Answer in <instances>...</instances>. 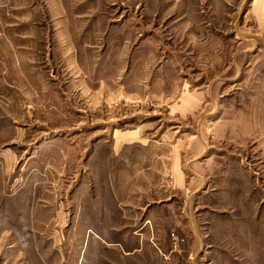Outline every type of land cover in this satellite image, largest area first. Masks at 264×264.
Here are the masks:
<instances>
[{
    "label": "rangeland",
    "instance_id": "374dc122",
    "mask_svg": "<svg viewBox=\"0 0 264 264\" xmlns=\"http://www.w3.org/2000/svg\"><path fill=\"white\" fill-rule=\"evenodd\" d=\"M44 1L0 0V264H264V0ZM123 196L163 260L92 241Z\"/></svg>",
    "mask_w": 264,
    "mask_h": 264
},
{
    "label": "crops",
    "instance_id": "0c3cea01",
    "mask_svg": "<svg viewBox=\"0 0 264 264\" xmlns=\"http://www.w3.org/2000/svg\"><path fill=\"white\" fill-rule=\"evenodd\" d=\"M20 2L22 0H19ZM59 4L62 5V1L61 0H56ZM45 3V7L46 4L48 3L47 0L44 1ZM27 5H14V8L12 7V13L14 14H18L19 12H21L20 16H22L23 14L26 15L27 11L26 9H28V12L31 9V5L28 6V8H26ZM70 22H68L67 24L69 25ZM70 28V27H67ZM70 31L68 32V36H69V41L71 43V36H70ZM35 37V35H25V39L28 38H33ZM27 47V46H26ZM29 48H31V46H29ZM62 50H66L63 48H61ZM74 60H73V64L78 66V57H77V53L73 56ZM70 60V59H69ZM125 144V143H124ZM130 144H140V145H144L143 143H141V141L139 139H133ZM127 195V194H125ZM117 198V197H115ZM123 199H121V201L118 203V200L116 201V208L120 210L119 214L120 217L117 220V218H110L108 219L109 221H102L101 222V227L96 228V230H100L103 233H99L98 231H94V233H92L94 235V240H92L95 243H101L104 244L106 247H114V248H119L122 252V255L120 256V260L121 262L126 261V262H141V263H145L147 261H152V259L154 258L155 260H163V257L166 256L165 254V248L169 249L170 245H166V242L164 240L163 237L157 238L158 241H151L149 240L148 236H151L150 234V230L151 228L153 229V226L156 225V223H165L166 221V215H167V211L171 209L170 208H165L163 206H155L152 205L151 203H147L145 205H139V203H132L133 207H129V201H124L125 198L128 197H121ZM150 204V205H149ZM160 204V203H159ZM137 205V206H136ZM139 205V206H138ZM158 205V203H157ZM137 221L140 222V224L138 225L139 227L136 228L138 231L141 230L142 233H140V237H137L134 232L132 233H127L129 230H131L132 227H134L135 225H137ZM154 230V229H153ZM151 230V231H153ZM154 232V231H153ZM229 233V231H228ZM149 234V235H147ZM229 235V234H228ZM154 237V236H153ZM230 239V235L228 236ZM148 239V240H145ZM227 242H229V240H226ZM155 242L156 245H155ZM156 248V250L154 248ZM211 249V248H210ZM117 251V250H115ZM178 257H181L182 255L185 256V252H183V250H178ZM147 253H149L151 255V257L153 258H148L147 257ZM176 255V256H177ZM85 255H83L84 257ZM192 256L191 254H189L187 257ZM129 257V258H127ZM82 258V257H81ZM153 259V260H154ZM112 262V260H111Z\"/></svg>",
    "mask_w": 264,
    "mask_h": 264
}]
</instances>
